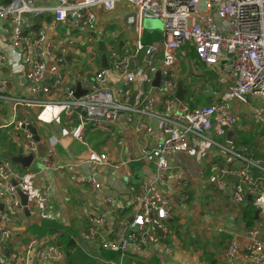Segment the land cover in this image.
I'll list each match as a JSON object with an SVG mask.
<instances>
[{
    "label": "crops",
    "instance_id": "obj_1",
    "mask_svg": "<svg viewBox=\"0 0 264 264\" xmlns=\"http://www.w3.org/2000/svg\"><path fill=\"white\" fill-rule=\"evenodd\" d=\"M8 3L9 0H0V7ZM47 5L51 4H38L41 8ZM94 13L96 24L91 33L57 24L52 14L46 12L39 18L30 15L23 18L28 28L25 34L29 40L34 39L39 28H45L48 39L55 46L47 65L61 59L58 66L64 84L72 86L75 94L80 96L87 92L88 83L93 81L100 70L109 69L117 60L110 55L111 52H115L118 58H124L131 52L135 40L137 21L132 7L118 3L112 12L95 8ZM142 23L138 26L141 27ZM156 29L158 30L148 32L159 36L153 43L161 41V27ZM141 31L143 38L146 32L143 29ZM10 37V22L0 19V55L4 57V62L0 65V84L4 87L1 96L5 97L0 98V161H3L1 156L5 153L12 156L19 154L20 138L10 124L24 117L30 121L35 132L33 135L38 151L27 170L22 171L18 165L14 168L24 175L29 174L21 186L22 192L28 197L27 210L22 208L5 213L4 201L0 200V215L3 216L0 223L9 229L10 234L5 253H20L30 237L39 241L47 238L61 246L63 256L59 261L62 264H119V258H104V251L100 250L96 242L85 240L84 226L87 217L103 213L105 224L100 231L105 237L110 238L117 231H125V226H119L113 221L112 213L126 207L130 189L141 188L145 178L152 173V165L141 158L140 152L144 146L153 147L159 141L160 135L155 130V123L139 116L133 117L130 123L127 121V113L122 112L117 121L106 129L93 130L87 126L83 131L84 144L78 142L75 136L80 126L75 116H65L63 109L58 107L16 105L13 99L58 101L62 97L55 90L44 95L31 92L22 59L10 47ZM88 39L92 40L91 43L87 42ZM99 41L104 44L106 68H102ZM160 58L161 53L155 61L153 71H146L144 64L140 63L136 81L129 87L131 105L137 104L144 96L142 81L149 84L146 88L152 89L150 94L158 101L162 100L158 93L161 82ZM141 59L147 61L143 56ZM186 60L193 64L192 71L200 66L208 71L214 70L220 84L229 86L234 81L229 62L223 61L224 64L221 62L217 67L207 68L196 62L192 48L185 47L179 52L175 66V100L186 103L190 108L199 106L194 107V102L191 101L193 80L188 77V69L179 73L180 77L177 78L179 63ZM130 67L132 66L129 65ZM156 74L159 76L155 85ZM120 84L117 73L110 71L105 88L114 93ZM221 96L209 103L218 101ZM158 101L156 109L160 108L161 103ZM234 110L238 122L230 130L232 133L229 138L214 134L209 137L237 155L259 161L264 167V100L250 96L246 105L234 103ZM5 125L8 126L4 127ZM148 126L153 129L150 134L145 132ZM50 143L56 163V167L52 169L45 168L41 162L50 150ZM99 154L106 155L109 163L107 166L97 167L92 164L95 155ZM233 160L231 155L209 143H202L198 150L175 155L170 160V172L159 186L172 210L167 221L171 233L168 236L158 233L159 244L167 246L168 250L165 251L162 245H153L140 254L134 252L126 255L121 264H226L224 252L229 241L233 240L242 256L249 243L248 231L264 226V214L260 211L255 214L257 209L253 206L252 198L246 197L242 205L233 203L231 193L233 185L237 183L236 178L226 176L222 181L219 180L223 169L231 170L235 167L230 166ZM251 172L253 176H258L256 170L252 169ZM78 176L95 177L102 189L95 192L87 185H76L74 180ZM108 196L115 198L114 204L105 203ZM58 213H69L71 222L64 224L57 217ZM121 214L127 217L125 220L129 223L130 213L123 211ZM62 234L72 241L68 250L61 239ZM66 253H69V257ZM241 256L239 260L242 259Z\"/></svg>",
    "mask_w": 264,
    "mask_h": 264
},
{
    "label": "built area",
    "instance_id": "obj_2",
    "mask_svg": "<svg viewBox=\"0 0 264 264\" xmlns=\"http://www.w3.org/2000/svg\"><path fill=\"white\" fill-rule=\"evenodd\" d=\"M39 3L51 5L41 8ZM118 3L132 7L136 12L137 26L131 52L124 58H118L115 52H111L110 55L117 60L109 69L100 70L88 83L87 92L77 97L75 89L64 84L58 66L62 60L56 59L54 64L47 65L55 46L48 39L45 28H39L34 39L29 40L23 18L26 15L39 18L46 12L52 14L57 24L91 33L96 24L94 9L112 12ZM0 19L11 24L10 47L22 59L31 92L44 95L55 90L62 97L58 101L13 99L16 105L63 109L65 116L76 117L80 127L75 138L83 144V131L87 126L93 130L106 129L117 121L122 112L127 113L130 123L135 116L153 121L160 135L153 147L144 146L140 152L141 158L152 165V173L145 178L141 188L130 189L127 206L112 213L113 221L125 226V231L105 237L100 231L105 224V215L97 213L87 217L84 226L86 241L96 242L103 251L120 252L119 264L128 254H140L153 245H162L159 244L158 233L163 236L171 233L167 221L172 210L159 186L171 170L170 160L177 154L198 150L202 143H209L234 158L230 166L235 167L223 169L219 177L220 181L226 176L237 179L232 187L233 203L242 205L246 197L251 196L254 208L264 214V167L259 161L237 155L209 137L214 134L223 138L227 131L235 128L238 117L234 103L246 105L250 96L264 100V0H9L7 5L0 7ZM144 20L161 23L159 43H142V26L138 25ZM91 41L87 40L88 43ZM185 47L192 48L196 62L208 68L217 67L223 61L230 63L234 81L218 101L190 108L186 103L175 100V66L179 52ZM160 53L158 93L162 100L158 101L150 94L152 89L146 88L149 84L142 81L144 96L137 104L131 105L129 87L136 81L140 63L144 64L146 71H153ZM142 56L148 60L141 59ZM3 62L4 57L0 55V65ZM130 64L132 68H129ZM110 71L117 73L121 83L114 93L105 88ZM2 93L4 87L0 84V98L5 99ZM157 101L161 103L159 109L155 108ZM10 125L20 138L23 152L36 155L38 148L30 130V121L24 117ZM152 131L150 126L145 129L148 134ZM50 145V150L41 159L48 169L56 167L52 143ZM92 164L104 167L109 163L106 155L99 154L95 155ZM252 169L257 171L258 176L252 175ZM28 175L11 170L8 162L0 161V200L4 201L5 213L23 208L18 191ZM74 183L87 185L95 192L102 189L101 183L93 176H78ZM104 201L114 204L115 198L108 196ZM123 211L130 213L132 219L129 223L125 220L127 217L121 214ZM0 218L3 219V216L0 215ZM247 235L249 243L242 256L236 242L229 241L224 252L226 264H264V226L249 230ZM9 236V229L0 223V264H62L59 260L63 253L57 242L49 241L39 247L40 241L30 237L20 253H5ZM163 249L168 250L167 246Z\"/></svg>",
    "mask_w": 264,
    "mask_h": 264
},
{
    "label": "rangeland",
    "instance_id": "obj_3",
    "mask_svg": "<svg viewBox=\"0 0 264 264\" xmlns=\"http://www.w3.org/2000/svg\"><path fill=\"white\" fill-rule=\"evenodd\" d=\"M158 23L161 27V23L158 20H144L142 23V29L146 32L145 34H149L148 32L158 30L156 29L159 25ZM192 67L193 64L189 61H181L179 63V72L177 73V78L180 77L179 73H184V71L188 69V77L193 80L191 101L194 102V107L205 106L209 102L215 100V98L218 99L221 95L225 93L226 89L228 88V85L219 83L218 75L214 70L208 71L205 70L202 66H200L198 69H193V71L197 70V72H193L191 70ZM57 217H60L64 224L70 223L72 220L70 219L69 213H58Z\"/></svg>",
    "mask_w": 264,
    "mask_h": 264
},
{
    "label": "water",
    "instance_id": "obj_4",
    "mask_svg": "<svg viewBox=\"0 0 264 264\" xmlns=\"http://www.w3.org/2000/svg\"><path fill=\"white\" fill-rule=\"evenodd\" d=\"M158 27H160V24L158 25ZM98 47H99V52L101 53L102 68H106L107 65L105 66V64H106V59L107 58H106V53H105V50H104V44H103L102 41H99L98 42ZM230 58H231V56H230ZM222 64H224V63L222 62ZM130 65L132 66V64H130ZM130 68H132V67H130ZM221 69H223V67ZM158 76H159V74H156L155 85L157 84ZM178 90H179V88H178ZM77 96H80V95H77ZM177 98L179 100H181L178 95H177ZM30 130H31V132L33 134L35 133L34 130H33V128L30 127ZM231 133H232V131H227L226 132V138H229V136L231 135ZM34 139H35V137H34ZM229 142H231V141H228V143ZM23 153H24L23 150L22 149H19V154L16 155V156H12V155H9V154L7 155L5 153V154H3L4 156L2 155L1 157H2L3 161L9 163L11 170H14L15 166L18 165V166L21 167V170L22 171H25V170H27L31 166V164L33 163V161L35 159V156L31 152H29L26 156H24ZM18 195H19V199L21 201L20 202L21 203V206L23 207V210L26 211L27 210L28 197L21 190L18 191ZM247 197L248 198H251L250 196H247ZM2 209H3V207H2ZM258 213H259V210L257 209L256 212H255V214L257 215ZM131 219L132 218H130L129 221H131ZM48 242H49V240L47 238L46 239H43L42 241H40L39 247H42L43 245L47 244Z\"/></svg>",
    "mask_w": 264,
    "mask_h": 264
},
{
    "label": "trees",
    "instance_id": "obj_5",
    "mask_svg": "<svg viewBox=\"0 0 264 264\" xmlns=\"http://www.w3.org/2000/svg\"><path fill=\"white\" fill-rule=\"evenodd\" d=\"M159 36L157 35V33H150V34H143V38H142V43L144 45H148L151 44L153 42H156L158 40ZM250 226V224H249ZM56 231V230H53ZM52 234H55V232H52ZM61 239L65 242L66 245V249H70V247L72 246V241L64 234L61 235ZM67 256L69 257V253H66ZM120 256V252H115V251H104L103 252V257L106 259H114L117 260Z\"/></svg>",
    "mask_w": 264,
    "mask_h": 264
}]
</instances>
